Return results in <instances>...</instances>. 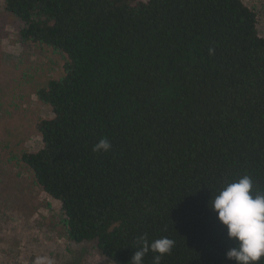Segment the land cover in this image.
<instances>
[{"label":"trees","instance_id":"obj_1","mask_svg":"<svg viewBox=\"0 0 264 264\" xmlns=\"http://www.w3.org/2000/svg\"><path fill=\"white\" fill-rule=\"evenodd\" d=\"M22 41L66 55L37 96L41 147L21 160L59 201L67 237L130 264H235L211 196L249 176L264 194V37L243 0H4ZM102 138L107 151L94 152ZM149 251L143 264H153ZM259 264H264L261 258Z\"/></svg>","mask_w":264,"mask_h":264},{"label":"rangeland","instance_id":"obj_2","mask_svg":"<svg viewBox=\"0 0 264 264\" xmlns=\"http://www.w3.org/2000/svg\"><path fill=\"white\" fill-rule=\"evenodd\" d=\"M243 1L256 11L264 37V0ZM22 26L0 0V264H33L37 256L52 264H115L94 241L67 237L59 201L21 160L42 145L37 123L52 117V108L36 92L64 74L66 61L63 52L22 41Z\"/></svg>","mask_w":264,"mask_h":264},{"label":"clouds","instance_id":"obj_3","mask_svg":"<svg viewBox=\"0 0 264 264\" xmlns=\"http://www.w3.org/2000/svg\"><path fill=\"white\" fill-rule=\"evenodd\" d=\"M110 148L111 143L102 138L93 146V151L107 152ZM210 200V210L216 213L227 238L234 244L226 251V258L235 264H259L264 258V194L254 193L252 179L244 175L237 181L226 183ZM138 244L139 249L135 250L130 264H143L149 251L155 254L153 264H160L162 257L171 253L175 241L168 237L149 241L146 236H141ZM33 264L52 262L37 256Z\"/></svg>","mask_w":264,"mask_h":264}]
</instances>
